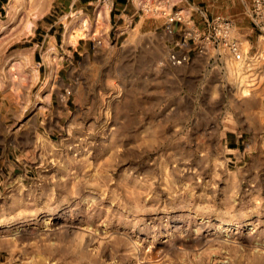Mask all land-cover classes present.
<instances>
[{"label": "rangeland", "instance_id": "374dc122", "mask_svg": "<svg viewBox=\"0 0 264 264\" xmlns=\"http://www.w3.org/2000/svg\"><path fill=\"white\" fill-rule=\"evenodd\" d=\"M34 1L0 0V264H264L254 0Z\"/></svg>", "mask_w": 264, "mask_h": 264}, {"label": "built area", "instance_id": "2783aa9c", "mask_svg": "<svg viewBox=\"0 0 264 264\" xmlns=\"http://www.w3.org/2000/svg\"><path fill=\"white\" fill-rule=\"evenodd\" d=\"M255 2V14L258 18V21L260 24H262L264 26V0H254ZM173 18H170L171 21H173ZM209 40V38H207ZM188 44L185 43L182 46L183 48H187ZM230 50L233 52V55L235 56V58L237 59H241V54L238 51V46L235 43H230L229 44ZM189 59V52L186 50H181L179 52H172V54H170V62L172 64H180V63H184L187 62Z\"/></svg>", "mask_w": 264, "mask_h": 264}, {"label": "crops", "instance_id": "0c3cea01", "mask_svg": "<svg viewBox=\"0 0 264 264\" xmlns=\"http://www.w3.org/2000/svg\"><path fill=\"white\" fill-rule=\"evenodd\" d=\"M153 1V0H151ZM158 0H156L157 2ZM30 12L33 14V13H36V14H39L40 15V0H35L33 2V5H32V8L30 10ZM27 55V61H31V59L33 58V54L31 52H28L26 53ZM34 57H35V54H34ZM256 73H258V75L261 77V80H260V90L259 91H255L253 94H264V62L255 70ZM36 74V76L34 77L33 76V79H36L39 77L40 75V71L36 69L34 75ZM247 94V92L245 93Z\"/></svg>", "mask_w": 264, "mask_h": 264}, {"label": "bare ground", "instance_id": "6f19581e", "mask_svg": "<svg viewBox=\"0 0 264 264\" xmlns=\"http://www.w3.org/2000/svg\"><path fill=\"white\" fill-rule=\"evenodd\" d=\"M105 13H106V11H105ZM105 13L103 14V15H100L99 16V19L101 20V19H104V15H105ZM100 23H101V21H100ZM32 26H34V24H33V20H29V21H27L26 22V24L23 26V28H22V31H23V33H29V32H31L32 31ZM83 33H80V34H78V35H82ZM51 50H52V47L50 48V52H51ZM53 51V50H52ZM50 52H49V55H50ZM52 53V52H51ZM51 57H53L52 55H51ZM23 60H27V56L26 55H24V57H23ZM17 94V93H16ZM246 224V223H245ZM229 226H230V224H228ZM227 229H229V227L227 228ZM90 233V232H89ZM77 237L79 238V240L80 241H83V239H84V237H85V233H84V231H77ZM91 235V234H90ZM89 235V241H90V239H91V236ZM93 235V234H92ZM94 236V235H93ZM87 237V236H86Z\"/></svg>", "mask_w": 264, "mask_h": 264}, {"label": "trees", "instance_id": "16d2710c", "mask_svg": "<svg viewBox=\"0 0 264 264\" xmlns=\"http://www.w3.org/2000/svg\"><path fill=\"white\" fill-rule=\"evenodd\" d=\"M36 58H38V55L36 54Z\"/></svg>", "mask_w": 264, "mask_h": 264}]
</instances>
